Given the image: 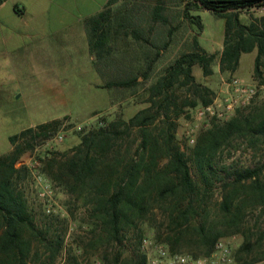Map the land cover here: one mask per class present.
<instances>
[{"label": "rangeland", "instance_id": "374dc122", "mask_svg": "<svg viewBox=\"0 0 264 264\" xmlns=\"http://www.w3.org/2000/svg\"><path fill=\"white\" fill-rule=\"evenodd\" d=\"M187 1L117 0L110 5L113 21L116 24H124L117 28L118 31L126 27L133 32L134 38L130 37L132 42L127 44L123 42V38H118L112 54L97 56L93 68L86 57L75 55L74 49L69 47L68 58L62 63V68L56 71L48 67L47 79L40 74L18 79L17 86L20 91H17L12 101L5 98L6 90L0 85L1 155L13 149L9 141L10 135L28 127L37 129L38 123L45 120H48V123L57 121L51 127L49 136L34 141L33 148L25 151L15 162V167L21 171L17 178L18 185L27 199L35 225L43 231L46 230V240L31 237L33 251L39 252L40 260L34 262L32 255L30 264H39L44 259L48 261L47 240L62 239L53 264H61L69 251L78 254L82 264H124L140 254L137 243V233L140 231L144 237L170 248L167 236L173 228L168 224V202L155 203L153 212L139 222L136 228L125 231L121 242L107 243L104 238L98 236V230L93 232L94 220L90 215V207L83 205L82 199H75L46 176L42 171L41 159L51 157L53 153L59 156L63 151L78 144L80 135L96 125H105L116 118L128 120L138 110L147 107L150 104V85L181 53L196 50L195 38L204 51L214 53L211 69H221L219 59L223 47L225 19L193 5L189 9V15L194 19L192 21L185 15ZM157 5L160 7L157 8ZM262 8L264 9L263 6H256L253 10L243 9L240 13L255 19ZM198 15L202 22L201 29L194 23ZM125 48L132 50L134 59L143 58L142 62L134 60V65L138 68L141 66L142 71L152 61L149 75L140 78L139 83L133 86L99 87L98 84L112 80L111 75L106 72L108 62H111L113 68L124 67L122 65L126 59ZM255 55L256 51L242 55L243 71L253 66ZM224 70L225 74L216 77L212 73L205 75L198 64L191 68L194 81L208 89L206 97L211 99V102L207 105L200 101L198 94H194L191 84L178 82L182 76L168 90L180 106L178 115L169 112V117L175 124V143L186 153L190 173L200 187L198 196H194L197 214L185 230L177 248L179 253L192 255L197 252L198 236L195 227L202 223H213L218 230L227 233L221 239L229 244L233 255L244 241L249 240L250 248L248 253L244 252L243 255L246 259H251L264 253V203L250 198L247 190L242 188H239L237 193L238 208L233 206L231 212L224 214L220 202L224 194L232 188L229 186L226 189L224 184L231 181L229 173L233 169L260 166L264 163V138L250 135L231 137L215 153L214 172L210 174L208 183L198 174L191 156L199 132L207 129L213 120L225 121L232 117L237 109H244L264 100V57L261 58V74L255 75L253 72L254 78L248 75L239 76L229 69ZM234 79L248 89L247 94L235 90L232 84ZM45 80H48V94L37 91ZM185 98H197L198 103L193 107L183 105ZM155 99L160 101V98ZM165 119L160 116L151 125L153 134H157L165 126ZM129 133L123 137L124 146H135L137 128L131 129ZM162 154L158 153L160 165L167 160ZM234 212L238 213V224L227 227ZM116 255H119V261L115 263ZM242 262L236 261V264ZM250 264H264V258Z\"/></svg>", "mask_w": 264, "mask_h": 264}, {"label": "trees", "instance_id": "16d2710c", "mask_svg": "<svg viewBox=\"0 0 264 264\" xmlns=\"http://www.w3.org/2000/svg\"><path fill=\"white\" fill-rule=\"evenodd\" d=\"M116 1L108 0L106 9L100 13L106 24H99L100 20L96 18L88 20L90 42L99 27L102 28V33L111 28L107 22L111 13L109 7ZM193 5L225 19L223 47L219 59L221 69L234 71L241 53L256 49L253 71L255 75H260L261 58L264 57V15L245 24L240 20L239 14L243 9L264 6V0H188L185 15L192 21L194 19L189 15V9ZM194 23L199 29L202 28L199 15ZM117 26L119 28L124 24L119 22ZM194 44L196 50L181 53L150 85V104L147 107L138 110L128 120L116 118L105 125H96L80 135L78 144L59 156L53 153L51 157L41 159L42 171L46 176L75 199H82L83 205L90 207V215L94 220L93 232L98 230V236L107 243L121 242L125 231L136 228L139 222L153 212L155 203L168 202V224L173 228L167 236L169 251L179 253L177 244L183 239L185 230L197 214L194 196H198L200 187L190 173L186 153L175 143V124L170 119L169 112L178 115L180 106L175 101V96L168 91L182 76L179 83L191 84L194 94L200 96L204 105L211 102L206 97L208 89L194 81L191 68L198 64L205 75L211 74L210 64L215 55L204 51L196 38ZM151 68L152 61L143 68L141 77L137 75L131 80L117 79L110 85H136L140 78L149 75ZM155 97L160 98V101L157 102ZM197 103V98H185L182 104L193 107ZM160 116L165 117L167 123L157 134H153L151 125ZM56 122L41 123L37 129L28 127L10 135L9 141L13 149L0 155V264H30L32 255L34 262L40 260L39 252L33 251L31 237L46 240V230L43 231L35 225L27 199L18 185L17 178L21 171L15 167V162L25 151L33 148L34 141L49 136L50 129ZM133 128L138 130V137L134 139L135 146H124L123 137L129 135ZM247 135L264 138V100L259 104L237 109L225 121L213 120L207 129L199 132L191 156L205 183L209 182L210 174L214 172L213 157L221 146L231 137ZM158 153H163L167 158L162 165ZM229 177L232 178L231 181L224 186L226 189L229 186L232 188L224 194L220 202L224 214L231 212L233 206L237 207L239 188L247 190L250 198L264 203V163L260 166L233 169ZM237 218L238 213L234 212L231 215L232 224L227 227L237 226ZM195 230L198 250L192 254L194 257L209 255L216 241L227 234L218 230L213 223H202ZM157 232L159 236V230ZM137 236L140 254L124 264H145V254L140 250L144 235L140 231ZM61 242L62 239L47 240L48 261L44 259L39 264H53ZM249 244L250 241L246 240L234 251V259L237 262L243 261L240 264H250L264 258L263 253L261 256L246 259L243 254L248 253ZM117 261L119 255L115 256V263ZM61 264H82V260L78 254L69 251Z\"/></svg>", "mask_w": 264, "mask_h": 264}, {"label": "crops", "instance_id": "0c3cea01", "mask_svg": "<svg viewBox=\"0 0 264 264\" xmlns=\"http://www.w3.org/2000/svg\"><path fill=\"white\" fill-rule=\"evenodd\" d=\"M107 2L108 0H2L0 2V85L6 90L5 98L10 101L15 99L14 95L20 91L17 86L18 79L35 77L37 74L47 79L48 67L56 71L61 69L62 63L68 58L69 47L74 49L75 55L86 57L93 68L97 56L112 54L114 48L116 49L118 38H123V42L127 44L132 42L130 40L134 38L133 32L126 27L118 31L112 13L107 21L111 27L108 28V32L102 33V28L99 27L90 42L87 22L96 18L100 20L99 24H106L101 19L100 13L106 9ZM159 7L157 5V8ZM255 8L251 7L248 10ZM247 15L239 14L240 20L245 24L254 18L250 19ZM262 15L264 9L258 13V17ZM124 52H126V59L122 65L124 67L113 68L111 62H108L106 72L111 75L112 80L98 84L99 87L115 86L110 83H114L117 79L131 80L136 75L141 77L142 67L138 68L134 65V60L142 62L143 58L134 59L132 50L126 48ZM243 54L244 52L241 53L234 72L239 76L248 75L254 78V64L248 70L241 69ZM48 61H50L49 66ZM54 62L61 64L54 65ZM212 70V75L216 77L226 73V70H221L219 67H214ZM37 91L48 94V80H45ZM45 122L48 120L38 124Z\"/></svg>", "mask_w": 264, "mask_h": 264}, {"label": "built area", "instance_id": "2783aa9c", "mask_svg": "<svg viewBox=\"0 0 264 264\" xmlns=\"http://www.w3.org/2000/svg\"><path fill=\"white\" fill-rule=\"evenodd\" d=\"M264 7V6H263ZM235 90L247 94L248 89L233 80ZM140 250L145 254V264H236L229 244L219 239L207 256L194 257L189 253H171L164 245L143 237Z\"/></svg>", "mask_w": 264, "mask_h": 264}]
</instances>
